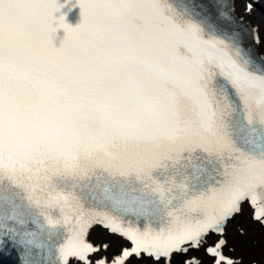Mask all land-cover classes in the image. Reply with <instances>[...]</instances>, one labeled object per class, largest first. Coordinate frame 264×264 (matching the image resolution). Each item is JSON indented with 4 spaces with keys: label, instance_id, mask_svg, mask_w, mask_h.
Here are the masks:
<instances>
[{
    "label": "snow or ice",
    "instance_id": "obj_1",
    "mask_svg": "<svg viewBox=\"0 0 264 264\" xmlns=\"http://www.w3.org/2000/svg\"><path fill=\"white\" fill-rule=\"evenodd\" d=\"M253 8L0 0V264H243L229 226L264 228Z\"/></svg>",
    "mask_w": 264,
    "mask_h": 264
},
{
    "label": "bare ground",
    "instance_id": "obj_2",
    "mask_svg": "<svg viewBox=\"0 0 264 264\" xmlns=\"http://www.w3.org/2000/svg\"><path fill=\"white\" fill-rule=\"evenodd\" d=\"M264 4V0H261ZM255 21L264 25V11H255L251 17ZM244 228L246 236L238 235V229ZM99 236L111 241L113 246H116L119 241L117 238L105 235L102 231H98ZM228 237L230 242L236 247V254L243 258V264H254L257 260L259 264H263L264 258V228L258 224H253L248 220L247 213L244 216L238 217L237 220L228 228ZM202 256V251L199 252Z\"/></svg>",
    "mask_w": 264,
    "mask_h": 264
}]
</instances>
